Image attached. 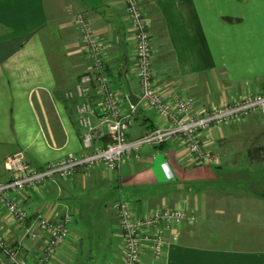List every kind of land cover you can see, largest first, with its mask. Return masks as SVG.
Masks as SVG:
<instances>
[{
  "label": "crops",
  "instance_id": "obj_1",
  "mask_svg": "<svg viewBox=\"0 0 264 264\" xmlns=\"http://www.w3.org/2000/svg\"><path fill=\"white\" fill-rule=\"evenodd\" d=\"M141 4L151 23L155 80L161 89L190 95L197 107L264 91V0ZM79 12L90 17L106 42L113 87L137 93L120 0H0V181L9 178L5 160L17 151L35 168L81 152L79 99L66 96L87 70L72 21ZM156 121L152 111L138 109L129 135L150 130ZM212 137L220 160L213 168L188 164L178 141L171 139L145 147L139 157L127 156L119 173L104 166L81 169L30 189L22 201L32 212L51 219L65 212L74 217L67 243L49 264H120L117 220L105 214L120 195L136 211L176 206L191 217L176 237L166 234L160 260L145 252L142 264H264V116L224 124ZM107 141L104 134L95 137L97 145ZM99 206L102 216H97ZM85 216L90 233L79 223ZM0 230L15 243L23 239L24 229L1 207ZM40 248V242L24 238L20 250L32 257Z\"/></svg>",
  "mask_w": 264,
  "mask_h": 264
},
{
  "label": "built area",
  "instance_id": "obj_2",
  "mask_svg": "<svg viewBox=\"0 0 264 264\" xmlns=\"http://www.w3.org/2000/svg\"><path fill=\"white\" fill-rule=\"evenodd\" d=\"M120 1L131 39L138 103L131 104L127 92L112 86L106 66V42L95 33L90 17L83 12L74 14L72 21L80 34L87 70L80 74L66 96L79 99L75 109L83 130L82 149L79 154L49 161L41 168L29 166L22 151L6 158L5 167L10 176L0 181V207L11 222L24 229L22 238L40 242L41 250L31 257L20 250L23 239L15 243L0 230V264H49L70 237L73 214L65 212L51 219L43 212H32L22 201L30 189H37L55 177H71L81 169L104 166L119 173L127 156L139 157L145 147L171 139L178 141L188 164L216 166L220 160L211 146L213 130L224 124L241 123L253 114L264 116V91L197 107L192 96L161 89L155 80L150 19L141 0ZM138 109L152 111L157 124L151 130L130 136L129 129ZM97 134L106 135L108 141L97 145ZM110 210L122 239L120 264H142L145 252L152 260H160L168 244L166 234L173 232L176 237L179 226L191 219L187 210L176 206L158 205L136 211L121 195L111 202ZM29 220H32L30 224Z\"/></svg>",
  "mask_w": 264,
  "mask_h": 264
},
{
  "label": "rangeland",
  "instance_id": "obj_3",
  "mask_svg": "<svg viewBox=\"0 0 264 264\" xmlns=\"http://www.w3.org/2000/svg\"><path fill=\"white\" fill-rule=\"evenodd\" d=\"M112 86H113V83H112ZM236 147H237V146H236ZM233 150H237V149L234 148ZM197 166H204V167H208V168H213L212 165H197ZM97 210H100V212H97V216H98V213L102 216V215H103V211H104V207L102 208L101 206H99ZM105 214H106V215H107V214L112 215V212H111V210H110V205H109V208H106V210H105ZM86 215H88V214H86ZM87 217H88V216H85L84 221H81V222H79V223L84 224V228H85V230L88 231V232L90 233L91 230H90L89 226H88V225L85 226V224L89 222L88 219H87ZM100 220H101V219H100ZM100 220H99V221H100ZM84 240H85V242H84L85 244H84V245H87L86 243L89 242V238H87V239L85 238Z\"/></svg>",
  "mask_w": 264,
  "mask_h": 264
},
{
  "label": "water",
  "instance_id": "obj_4",
  "mask_svg": "<svg viewBox=\"0 0 264 264\" xmlns=\"http://www.w3.org/2000/svg\"><path fill=\"white\" fill-rule=\"evenodd\" d=\"M127 99L129 100V102L133 105H136L138 103V96L132 92L129 88H128V92H127Z\"/></svg>",
  "mask_w": 264,
  "mask_h": 264
},
{
  "label": "trees",
  "instance_id": "obj_5",
  "mask_svg": "<svg viewBox=\"0 0 264 264\" xmlns=\"http://www.w3.org/2000/svg\"><path fill=\"white\" fill-rule=\"evenodd\" d=\"M149 119V118H148ZM149 128H150V130L151 129H153L154 127H155V125H150V126H148Z\"/></svg>",
  "mask_w": 264,
  "mask_h": 264
}]
</instances>
